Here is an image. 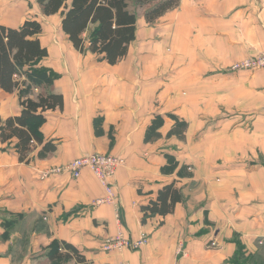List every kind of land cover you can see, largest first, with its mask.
Here are the masks:
<instances>
[{
    "label": "crops",
    "instance_id": "obj_1",
    "mask_svg": "<svg viewBox=\"0 0 264 264\" xmlns=\"http://www.w3.org/2000/svg\"><path fill=\"white\" fill-rule=\"evenodd\" d=\"M37 1L0 0V26L42 22L41 66L55 80L30 97L60 94L64 108L39 128L51 154L36 146L22 163L17 140L0 139V264H53L54 242L90 264H231L238 241L248 264H264V70L232 69L264 53V0H180L154 24L140 10L136 41L115 66L76 51L60 15L45 17ZM20 112L17 92L0 89V121ZM183 124L182 139L169 135ZM93 153L126 162L114 203L98 204L106 191L90 170L41 179ZM172 183L183 203L142 224L141 208ZM120 234L148 241L105 252Z\"/></svg>",
    "mask_w": 264,
    "mask_h": 264
},
{
    "label": "trees",
    "instance_id": "obj_2",
    "mask_svg": "<svg viewBox=\"0 0 264 264\" xmlns=\"http://www.w3.org/2000/svg\"><path fill=\"white\" fill-rule=\"evenodd\" d=\"M45 17L60 15L61 28L74 49L82 55L93 54L111 66L119 64L128 55L136 41L138 12L144 10V19L154 24L170 11L180 6V0H38ZM43 24L27 20L20 28L0 26V89L8 94L17 92L21 112L15 117L0 121L2 143L17 140L20 162L29 164L30 154L36 146H42V154L56 151L53 142H45L39 128L46 121L45 114L63 110L64 98L60 94H40L32 99V89H49L55 77L41 62L48 58V49L40 40ZM179 124V123H178ZM186 125L175 126L170 136L184 137ZM184 196L175 183L165 186L155 201L141 208L142 224L156 216L166 218L173 214ZM231 264H248L241 242ZM48 258L56 264L60 261H76L90 264L77 248L66 242H54Z\"/></svg>",
    "mask_w": 264,
    "mask_h": 264
},
{
    "label": "built area",
    "instance_id": "obj_3",
    "mask_svg": "<svg viewBox=\"0 0 264 264\" xmlns=\"http://www.w3.org/2000/svg\"><path fill=\"white\" fill-rule=\"evenodd\" d=\"M232 69L234 71H259L264 70V53L248 58L237 64ZM126 162L121 157L113 155H103L93 153L74 160L68 165L46 170L41 173V179H48L54 174L70 173L74 179L80 178L84 170H90L99 180L106 191V197L98 201V204L105 202L114 203L116 201L114 179L120 168L125 167ZM148 238L141 236L140 239L132 241L120 234L117 237L106 240L103 249L107 253H121L124 250H140L147 244ZM215 244H213L214 246Z\"/></svg>",
    "mask_w": 264,
    "mask_h": 264
},
{
    "label": "rangeland",
    "instance_id": "obj_4",
    "mask_svg": "<svg viewBox=\"0 0 264 264\" xmlns=\"http://www.w3.org/2000/svg\"><path fill=\"white\" fill-rule=\"evenodd\" d=\"M61 17V16H60ZM258 56V55H257ZM253 58V57H252ZM260 71V70H259Z\"/></svg>",
    "mask_w": 264,
    "mask_h": 264
}]
</instances>
